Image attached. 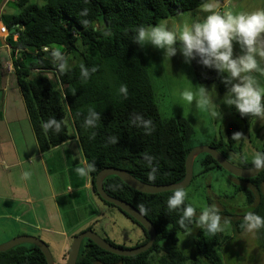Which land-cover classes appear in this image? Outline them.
<instances>
[{"label":"trees","instance_id":"obj_1","mask_svg":"<svg viewBox=\"0 0 264 264\" xmlns=\"http://www.w3.org/2000/svg\"><path fill=\"white\" fill-rule=\"evenodd\" d=\"M41 1L43 5L37 6L30 0H8L5 7H13L17 12H6L0 17L7 30L17 26L15 33L6 37L5 43L10 48L18 91L39 152L48 153L77 139L86 167L92 166L88 172L92 191H95V176L106 168L124 170L135 179L152 185L182 181L185 159L190 151L186 142L191 127L181 117L164 119L160 116L144 52L135 42L134 35L139 26L158 25L176 14L199 9L210 0ZM0 32L4 33L1 26ZM43 48L48 51H42ZM67 59H73L74 63L67 66ZM198 59L190 60L196 82L215 83L220 93H227L230 85L223 82L226 73L206 68L198 63ZM82 66L88 70L86 78L81 74ZM122 85L126 86V95L119 91ZM89 109L99 114L93 126L85 124ZM235 116L236 121L226 124L224 136L208 144L228 162L229 154L242 159V136L237 140L232 135L241 133L255 118L252 115L242 117L238 112ZM49 119L60 123L59 132L54 126L47 132L43 130V123ZM258 153L264 154V144ZM200 156L202 173L222 170L209 155ZM236 166L255 167L254 162ZM153 175L155 179L150 180ZM236 179L239 181L237 192L243 194L246 204L251 207L248 212L264 217V170L252 179ZM102 185L108 195L131 204L152 223L156 230L155 242L144 253L120 257L84 239L75 264H222L219 254L221 232L230 229L236 236L244 230L241 225L246 213H225L220 222L221 230L215 234H209L195 217L191 222L185 220L182 228L178 220L188 203L184 200L179 208L169 210L167 199L173 191L139 193L115 176L105 178ZM131 221L143 233V238L134 245L138 247L147 242L148 236L141 226ZM195 225L199 226L196 249L200 259L188 256L176 247V235ZM255 232L257 245L264 252V227ZM102 239L114 247L128 248L114 244L107 237ZM67 252L65 250L59 257L60 264L65 263ZM0 264L47 263L40 250L29 245L28 248L16 246L0 252Z\"/></svg>","mask_w":264,"mask_h":264},{"label":"rangeland","instance_id":"obj_2","mask_svg":"<svg viewBox=\"0 0 264 264\" xmlns=\"http://www.w3.org/2000/svg\"><path fill=\"white\" fill-rule=\"evenodd\" d=\"M5 2L6 0H0V15L6 12L7 14H15L17 10L13 7H4ZM30 3L37 6L43 5L41 0H30ZM261 9H264V0H210L199 9L176 14L172 18L161 22L166 21L168 27L175 30V28L184 23L201 21L211 13L223 14L228 11L234 14L241 12L250 13ZM0 35L5 36L6 33H1ZM174 47L177 49L176 55L170 58L164 50L152 48L151 45H143L142 49L160 116L164 119L181 117L187 120L191 127V135L186 142V146L193 150L197 147L208 146L213 139L224 136L226 124L237 120L235 116L237 111L234 107L226 106L222 103L226 93H220L215 83L199 84L196 82L192 74L190 61L185 63V58L181 54L180 42L177 41ZM0 52L3 57L4 67H6L5 62L9 58L8 51L0 49ZM233 54L234 56L241 54L239 46L235 42H233ZM67 61V66L74 63L73 59H67ZM260 62L264 66V60ZM255 75H257L261 86H264V76ZM200 87L208 91L209 97L218 108H214L211 103L203 107L199 105ZM184 90H192L196 93L191 103L184 100L180 95ZM213 111L220 112V117L213 116ZM241 133L242 159L229 154L228 158L233 165L249 164L254 161L256 154L264 144V120L255 117L247 128L242 129ZM200 158L201 156L199 155L194 160V179L192 178L191 183L184 189L186 202L195 209L193 217L198 219L201 212L208 207L218 209L221 220L225 213H247L251 207L246 204L243 194L237 192L239 181L222 170L202 173V168L199 165ZM241 168L243 167L241 166ZM100 202L97 201V204L101 205L105 211L103 218L98 220V223L93 226L95 234L101 238L107 237L114 244L125 246H132L135 241L141 238L142 234L136 225L131 223L115 208L106 205L104 207V204ZM198 227V225H195L185 233H178L176 235V247L184 254L200 259L196 249V231ZM134 232L137 234L136 236ZM220 237L222 244L219 254L222 264H264V252L257 245L255 231L249 233L243 230L241 234L234 236L232 231L228 229L222 231ZM29 245L31 244H22L20 246L28 248ZM69 246L70 244L65 250H68ZM49 251L54 262L60 264L59 250L49 248ZM63 252L61 253L63 254Z\"/></svg>","mask_w":264,"mask_h":264},{"label":"crops","instance_id":"obj_3","mask_svg":"<svg viewBox=\"0 0 264 264\" xmlns=\"http://www.w3.org/2000/svg\"><path fill=\"white\" fill-rule=\"evenodd\" d=\"M0 44L7 50L4 37ZM8 59L0 71V243L34 236L60 257L105 209L97 204L88 173L77 172L86 168L77 139L39 152ZM24 172L31 173L27 180Z\"/></svg>","mask_w":264,"mask_h":264},{"label":"clouds","instance_id":"obj_4","mask_svg":"<svg viewBox=\"0 0 264 264\" xmlns=\"http://www.w3.org/2000/svg\"><path fill=\"white\" fill-rule=\"evenodd\" d=\"M7 1L8 0H6V2ZM1 16L2 15H0V17ZM0 26L4 30V33H6L5 36L0 35V37H4V45L7 47L11 70L13 72V66L10 58V48L6 45L5 39L10 34L15 33L17 26L14 27L15 31L12 33L11 30L14 28L7 30L1 21ZM134 40L141 46L147 44L153 46L156 49L164 50L169 58L176 55L177 49L174 47V45L177 43V41H179L180 51L182 56L185 58V63L198 57V63L204 67L216 70L219 73H226L223 82L226 86L230 85V87L227 88V93L222 100L224 105L234 107V109L242 117L252 115L259 118L260 120H264V86H261L257 79V75H255L258 74L259 76H264V66H262L260 62L261 60H264V9L256 10L250 13L241 12L234 14L231 11L225 12L223 14L211 13L205 16L201 21L184 23L175 28V30L170 29L166 21L161 22L158 25H142L136 29ZM233 42L239 46L241 54L234 56ZM42 51L47 52L48 49L43 48ZM1 61L3 60L0 59V71L2 66ZM60 67L61 70H63L64 65L61 64ZM81 74L85 78L88 76V70L83 68V66L81 67ZM45 76L47 78H51L50 74L45 73ZM119 91L126 95V86L122 85ZM180 95L184 100L191 103L194 100L196 93H194L192 90H184L180 93ZM198 103L202 107L211 103L214 108H218L217 105L213 103V100L209 97L208 91L203 87H200L199 90ZM212 115L220 117L221 114L220 112L213 111ZM98 119L99 114L89 109L88 118L85 120V124L88 126H93L95 121ZM53 126L57 132L60 131V123H58L55 119H49L42 125L45 132H47V130ZM241 136L242 134L240 132H236L232 135V138L238 140ZM113 142L115 141L113 140ZM253 162L256 168L264 167V154L257 153ZM91 170L92 166L89 165L86 168L77 169V172L80 175H86ZM22 175L23 178L27 180L31 173L24 172ZM149 179L154 180L155 176H150ZM93 193L95 195L96 192L93 190ZM185 197V191L182 188H176L173 191V194L167 199L168 209L174 210L179 208L182 204H184ZM98 200L100 201L101 199ZM115 209L117 210L116 207ZM119 212L132 223L131 220L133 219L122 213L120 210ZM182 212L183 215L178 220V224L183 228L185 225V220H188L189 222L192 221V217L195 215V209L191 205H187L184 206ZM220 222L221 216L218 213V209L215 207L205 208L198 218L199 225L202 226L209 234H215L221 230ZM241 227L245 231L253 233L255 230L264 227V217L258 216L253 212H248L243 218ZM137 229L141 232V238H143V233L138 226ZM91 231L94 232L93 230ZM137 241H135L132 246H126L128 247L126 249L135 248L134 245L137 243ZM42 242L45 243L44 241ZM45 245L49 250L48 245L46 243Z\"/></svg>","mask_w":264,"mask_h":264},{"label":"water","instance_id":"obj_5","mask_svg":"<svg viewBox=\"0 0 264 264\" xmlns=\"http://www.w3.org/2000/svg\"><path fill=\"white\" fill-rule=\"evenodd\" d=\"M14 31L15 28L11 30V33ZM201 154L209 155L223 171H225L226 173H228L229 175L235 178H239L243 180L252 179L258 176L260 172L264 170V167H260V168L237 167L229 163L216 149L210 146L197 147L189 151L188 155L186 156L185 164H184L185 176L182 179V181L176 184H169V185L147 184L135 179L133 176H131L129 173H127L124 170H119L114 168L103 169L95 176L94 179L95 192L98 194L99 198L102 201L113 205L114 207L119 209L122 213L133 219L138 225H140L142 229L147 233L148 240L144 245L139 247L120 249L105 242L101 237H99L91 230H87L81 232L72 239L68 249L66 262L64 264L76 263L79 249L84 239L91 241L101 250L120 257H132L148 251L153 246L156 238V230L154 226L144 215H142L131 204L108 195L103 189V185H102L103 180L109 176H115L119 178L124 184H126L132 190H135L143 194H159L164 192H171L174 191L176 188H182L184 190L192 180L194 160L196 159L197 156ZM22 244H31L35 246L43 254L47 264H56L53 261L52 256L45 243H43L40 239L32 236H18L9 240L8 242L0 244V252H6Z\"/></svg>","mask_w":264,"mask_h":264}]
</instances>
